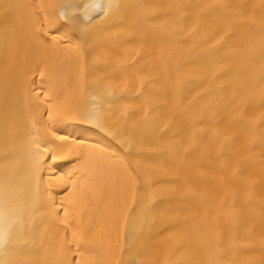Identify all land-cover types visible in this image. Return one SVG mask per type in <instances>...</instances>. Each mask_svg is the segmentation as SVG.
Instances as JSON below:
<instances>
[{"label":"bare ground","instance_id":"6f19581e","mask_svg":"<svg viewBox=\"0 0 264 264\" xmlns=\"http://www.w3.org/2000/svg\"><path fill=\"white\" fill-rule=\"evenodd\" d=\"M0 0V264H264V0Z\"/></svg>","mask_w":264,"mask_h":264},{"label":"snow or ice","instance_id":"6c2138e0","mask_svg":"<svg viewBox=\"0 0 264 264\" xmlns=\"http://www.w3.org/2000/svg\"><path fill=\"white\" fill-rule=\"evenodd\" d=\"M85 7L96 10L101 7V4L99 0H93V2L90 5H86ZM7 242H8L7 233H0V245H4Z\"/></svg>","mask_w":264,"mask_h":264}]
</instances>
